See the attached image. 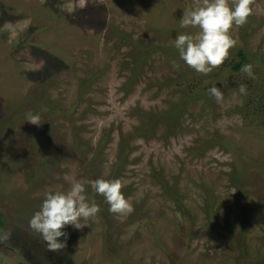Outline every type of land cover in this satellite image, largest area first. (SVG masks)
<instances>
[{
  "label": "rangeland",
  "instance_id": "1",
  "mask_svg": "<svg viewBox=\"0 0 264 264\" xmlns=\"http://www.w3.org/2000/svg\"><path fill=\"white\" fill-rule=\"evenodd\" d=\"M202 4L0 0L3 263L264 264V104L252 113L256 101L245 106L239 93L264 77V0H251L247 22L229 30L225 61L242 48L241 69L223 63L207 75L174 47L178 34L197 33L180 20ZM170 117L183 121L174 134L161 125ZM119 146L125 164L113 175ZM95 179H119L132 211L110 213L85 184L98 214L63 229L66 246L49 251L30 218L47 193Z\"/></svg>",
  "mask_w": 264,
  "mask_h": 264
},
{
  "label": "clouds",
  "instance_id": "2",
  "mask_svg": "<svg viewBox=\"0 0 264 264\" xmlns=\"http://www.w3.org/2000/svg\"><path fill=\"white\" fill-rule=\"evenodd\" d=\"M251 0H203V4L183 12L180 20L181 28H195L197 33L178 34L174 47L179 58L195 72L207 75L214 68L222 65L228 58L229 49L234 46L229 30L235 25L243 26L251 13ZM174 67H179L173 62ZM242 72L249 78H255L251 64H245ZM240 95H247L246 86H239ZM209 94L217 102L222 101V91L213 86ZM25 119L32 125H40L39 114L28 112ZM85 184L92 191L104 198L108 211L123 216L132 211V207L121 192L119 179L88 180L85 183L72 184L67 192H49L43 199L40 208L29 220V227L38 233L46 243L49 251H57L66 246L67 233L63 230L68 226L75 229L82 227L80 220L95 217L98 207L88 201ZM64 238L61 240L60 238ZM6 234L0 239H6Z\"/></svg>",
  "mask_w": 264,
  "mask_h": 264
},
{
  "label": "trees",
  "instance_id": "3",
  "mask_svg": "<svg viewBox=\"0 0 264 264\" xmlns=\"http://www.w3.org/2000/svg\"><path fill=\"white\" fill-rule=\"evenodd\" d=\"M166 35H168L167 32H166ZM235 56L238 58L237 61H225L224 64L226 66H229L231 70L238 71L241 69V66L245 63V60H247L248 58L245 55L242 48H237L235 50ZM261 78L259 77L258 81L255 83H254V81L246 83L247 84V88H246L247 89V95H244L245 96V98H244L245 106H250L251 101H253V100L256 101L255 107H253V109H252V110H254V111H252V113H258L259 114V112L261 110H263L262 104H264V77L261 76ZM144 114H145V118H144ZM144 114H143L142 119H143V122H144V120H146V123H148L147 127L150 126L149 121H152L153 124L154 123L156 124L160 121L158 119L165 118V116H166L165 112H162L160 114L159 113H156V114L144 113ZM182 122L179 119H173L172 120L170 117L168 121L162 122L161 125H163L164 128L166 127L165 130L168 132V134H174L175 128L180 129V127H182L181 126ZM178 129H177V131H178ZM125 154H126V149L123 148L122 146H119L117 149V154H116V158H115L116 160L113 164V168H114L113 169V175H114V173H116L117 171L121 170L124 167ZM241 157H242V154H241ZM257 167H258V165H257ZM111 178L113 179L112 176H111ZM5 222H6V215L4 214V212L0 211V232H1V229L3 228V225L5 224ZM242 240L240 241V243L242 242ZM231 241H232V243H235V240H231ZM237 247H239V246H237ZM239 248L241 251H243L242 254L244 256L247 252L246 248H244V247H239ZM0 264H8V263H3L0 260ZM15 264H29V263L26 262V260H19Z\"/></svg>",
  "mask_w": 264,
  "mask_h": 264
}]
</instances>
